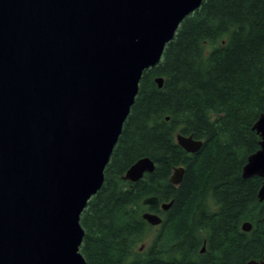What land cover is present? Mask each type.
I'll list each match as a JSON object with an SVG mask.
<instances>
[{
	"label": "water",
	"instance_id": "obj_1",
	"mask_svg": "<svg viewBox=\"0 0 264 264\" xmlns=\"http://www.w3.org/2000/svg\"><path fill=\"white\" fill-rule=\"evenodd\" d=\"M202 2L0 0V264H87L81 215L103 186L144 72ZM252 129L260 148L242 176L264 179V113ZM176 142L191 154L203 146L183 134ZM154 170L144 157L124 180ZM184 173L176 168L171 183ZM258 198L264 202V181ZM143 205L166 212L172 202L153 196ZM142 218L163 222L152 212ZM247 264H264V256Z\"/></svg>",
	"mask_w": 264,
	"mask_h": 264
},
{
	"label": "trees",
	"instance_id": "obj_2",
	"mask_svg": "<svg viewBox=\"0 0 264 264\" xmlns=\"http://www.w3.org/2000/svg\"><path fill=\"white\" fill-rule=\"evenodd\" d=\"M156 78H162L159 88ZM231 99V100H230ZM264 113V0H203L180 25L139 94L80 223L87 264H247L264 256V179H245L259 150L252 129ZM169 118V120H167ZM202 140L186 152L176 135ZM155 163L137 183L124 180L139 159ZM184 167L179 185L170 181ZM168 211L143 205L148 197ZM145 212L163 222L152 227ZM245 222L252 224L244 232ZM155 228L150 244L139 248ZM205 247V252H202ZM112 250V251H111Z\"/></svg>",
	"mask_w": 264,
	"mask_h": 264
},
{
	"label": "rangeland",
	"instance_id": "obj_3",
	"mask_svg": "<svg viewBox=\"0 0 264 264\" xmlns=\"http://www.w3.org/2000/svg\"><path fill=\"white\" fill-rule=\"evenodd\" d=\"M150 232L151 233L146 237L145 242H143V244L139 245V248L141 250H144L150 244L151 239L153 238L154 234L156 233V229L152 228Z\"/></svg>",
	"mask_w": 264,
	"mask_h": 264
},
{
	"label": "bare ground",
	"instance_id": "obj_4",
	"mask_svg": "<svg viewBox=\"0 0 264 264\" xmlns=\"http://www.w3.org/2000/svg\"><path fill=\"white\" fill-rule=\"evenodd\" d=\"M231 100V99H230ZM124 127V126H123ZM112 251V250H111Z\"/></svg>",
	"mask_w": 264,
	"mask_h": 264
}]
</instances>
